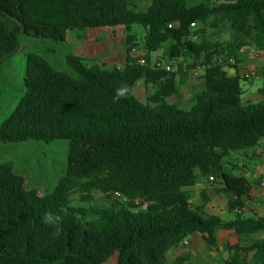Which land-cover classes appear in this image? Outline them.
Segmentation results:
<instances>
[{
  "label": "trees",
  "instance_id": "obj_1",
  "mask_svg": "<svg viewBox=\"0 0 264 264\" xmlns=\"http://www.w3.org/2000/svg\"><path fill=\"white\" fill-rule=\"evenodd\" d=\"M133 25L145 29L149 52L170 43L173 59L182 54L189 69L204 70L205 86L193 90L190 107L169 102L180 98L182 72L130 57ZM104 27L126 28L124 68L69 56L70 72H63L27 55L25 93L1 124L0 143L68 140L69 156L66 174L46 196L28 189L12 163L0 164V264H105L115 256L117 264H187L169 253L195 234L218 249L221 230L243 238L226 246L225 264H264V237L246 242L264 233V218L236 214L252 185L228 168L232 153L264 138V100L243 104L242 78L226 71L244 49L264 51V0H152L143 12L131 0H0V66L24 36L64 42L68 32ZM142 80L153 88L146 102L134 92ZM211 177L234 219L195 206L181 190ZM95 192L109 196L111 207H99Z\"/></svg>",
  "mask_w": 264,
  "mask_h": 264
},
{
  "label": "rangeland",
  "instance_id": "obj_2",
  "mask_svg": "<svg viewBox=\"0 0 264 264\" xmlns=\"http://www.w3.org/2000/svg\"><path fill=\"white\" fill-rule=\"evenodd\" d=\"M205 1L219 3L225 0ZM131 2L136 10L143 12L148 9L152 0H131ZM198 28H200V26ZM131 34L136 36L135 44L137 45L133 54L135 56H140L139 59L146 58L147 63L150 62L153 66L158 63L166 65L170 64L173 66V72H182V74L179 75L182 82L183 80H186L187 82L189 78L192 79V77H195L191 76V74H194L193 71L195 70L188 68V64L191 62L190 58L185 57L182 54L175 59L171 57V51L173 49L172 44H165L157 52L151 53L146 49V31L144 28L133 25ZM127 37L128 33L125 27H119L116 29L104 27L85 29L82 31H71L68 32L67 39L64 42L24 36L21 40L19 52L0 66V126L15 112L24 96V80L26 75L27 55L29 53L41 55L49 61L56 70L70 72L67 65V58L69 56L100 60V63L97 64L99 66H102L103 64L101 58L113 56L115 62L124 60V54L127 48ZM224 38H229V35L224 34ZM103 46H105V48H103ZM92 63L94 62L90 61L87 64L92 65ZM106 69H111V67H107ZM192 80V82L197 81L196 78ZM241 83L242 86H244L245 82L242 81ZM185 84H182L183 88L180 89L181 92L183 90V94H186L184 97L187 99L191 96L196 87H190V85ZM257 84L260 85V81H257ZM152 91L153 88H148L143 80L135 87L136 96L143 102L148 100ZM185 99L171 98L169 102L171 104L180 105L182 108H188L190 107V98L186 101ZM69 148L70 142L68 140H56L50 143L32 140L21 143H0V164L12 163L15 172L24 177L28 189H35L40 195L46 196L54 191L59 180L66 174ZM228 161L231 163L230 158ZM228 167L231 170V165H228ZM238 171L239 170L233 173L236 175L239 173ZM255 177L257 180L260 179L259 175H256ZM249 179L254 183L253 176H249ZM202 182H208V179H201V181H199V183ZM210 184L211 186L209 188L206 187V191L204 192H191L192 203L195 206L209 204L210 207L208 211L216 212L219 215L221 214L220 211L213 210V206H217V210H220L219 208L223 206L222 208H224L225 212L221 214L222 217L225 220L234 219L236 214L227 210L228 198L224 195L222 196L221 193H218L221 186L220 182L217 181L214 183L213 181ZM93 196L95 203L99 207L105 209L111 207L112 199L109 196H105L99 192H95ZM74 198L79 199L80 195L75 194ZM88 220L94 221L95 218L89 217ZM202 243L203 240L199 241V244ZM189 250V246H181L172 257H176V259L179 257H187L191 259L192 256H187ZM208 250H210V247L205 251V254H201V256L207 258L209 255ZM218 255L219 254L214 255L215 259L210 257V261H213L216 264H224V260L227 258L226 254L222 253V255ZM117 260L118 257L115 256L105 264H117ZM194 262L197 263L195 260Z\"/></svg>",
  "mask_w": 264,
  "mask_h": 264
},
{
  "label": "crops",
  "instance_id": "obj_3",
  "mask_svg": "<svg viewBox=\"0 0 264 264\" xmlns=\"http://www.w3.org/2000/svg\"><path fill=\"white\" fill-rule=\"evenodd\" d=\"M112 29H116V28H112ZM103 48H105V46H103ZM135 49H133L129 55L133 59H139L140 56H135L133 54ZM98 50L100 51L99 48ZM242 52H245L242 57V61L238 62L236 65L235 64L229 65L226 68V71L229 76H239L242 78V81L245 82L244 86H242L243 88L242 103L243 104L259 103L264 100V78L259 77L255 79H252V78L248 79L245 77V75L248 72V70H262L264 68V51H257L254 48H246ZM127 56H128V53H127V48H126V52L124 54V60L115 62L113 59V56H110L108 58H101V61L103 62V65H107V67L115 66L118 68H124L127 62ZM84 59L86 60V62L87 61L94 62L92 63V65H89V66L97 65L98 63H100V60H93V59H89L86 57H84ZM193 73L194 74H191V76H195V77H192V79L196 78L197 79L196 82H192L193 80L191 78H189L187 82L186 80H183L182 82L181 77L180 76L178 77V84L180 88H183L182 84H185V82H186L185 85H190V87L194 86L198 89L204 88L205 86V80L203 79L204 70L201 67H198L197 69H195V71H193ZM257 81H260V85L257 84ZM134 92H135V89H134ZM182 94H183V90L181 92L180 98L181 99L183 98L184 100L185 99L184 95L186 96V94H183V97H182ZM189 98L185 99V101L188 100ZM229 158L231 160V163H230L232 167L231 170L233 172H237V170H239L238 171L239 173L236 175L244 176L249 181H250L249 176L254 177V183L250 181L252 185L251 194L249 196V199H247L245 203L247 201L253 202V200H258L259 202H261V206L257 208V213L254 210L245 209L242 212V214H244L247 217L264 218V138L260 141L257 147L253 149H249L247 151L239 152V153H232ZM256 175H259L260 179L257 180V178L255 177ZM210 183L211 182L209 180L208 182H202V183H199V182L190 183L182 187L181 190L189 192L190 194H192L191 192H195V191L204 192L206 191L205 190L206 187L209 188L211 186ZM221 188H222V185L220 186V189ZM209 207H210L209 204L206 205L207 212H209L208 211ZM222 207L219 208L220 210H217L218 209L217 206H213V210L220 211V213L222 214L225 212L224 208ZM209 213L222 217L221 214L219 215L216 212L211 211ZM263 237H264V233H257V234L252 235L249 239H246V242L253 243L258 240L263 239ZM217 238H218V249H215L210 245V239L205 235L195 234L194 236L187 239L189 242L188 246L190 248L187 256H192L191 259L188 258L187 264H195L196 262H194V260L197 261L196 264H216L215 262L210 261L209 258L211 257L212 259H215L214 258L215 254H219L218 256H220L222 255V253H225L227 256L226 260H224V264H225V262L230 259V253L226 250V246L236 245L241 240H243V238L239 236L235 231H226V230L219 231L217 234ZM202 240H203V243L199 244V241H202ZM209 247H210V250H208L209 255L207 257L209 259L208 260L204 256H201V254L202 255L205 254V251ZM179 249L180 247L178 249L172 250L169 253L170 260L173 261L176 259V257H172V255L175 252H177ZM252 255L253 254H250L247 257L249 261L251 260Z\"/></svg>",
  "mask_w": 264,
  "mask_h": 264
},
{
  "label": "built area",
  "instance_id": "obj_4",
  "mask_svg": "<svg viewBox=\"0 0 264 264\" xmlns=\"http://www.w3.org/2000/svg\"><path fill=\"white\" fill-rule=\"evenodd\" d=\"M194 26V24H193ZM231 64H235V61L233 59H230L229 60ZM139 64L141 65H146L147 64V60L146 58H141L139 59ZM155 67L158 69V70H165L167 72H173V68L172 66L170 65H166V64H163V63H158L155 65ZM246 78L250 79H255V78H259V77H263L264 78V68L262 70H248V72L246 73L245 75ZM210 182H213L214 181V178H210L209 179ZM114 197L115 198H121L123 200V202L125 203H129L130 200L123 196L122 194L120 193H115L114 194ZM135 203L137 205H140V201L136 200ZM261 206V202H259L258 200H253V202L251 201H247L244 205V207L240 210H237L236 213L238 214H242V212L245 210V209H249V210H254L256 213H257V208ZM189 245V242L188 240H185L181 246H188Z\"/></svg>",
  "mask_w": 264,
  "mask_h": 264
},
{
  "label": "clouds",
  "instance_id": "obj_5",
  "mask_svg": "<svg viewBox=\"0 0 264 264\" xmlns=\"http://www.w3.org/2000/svg\"><path fill=\"white\" fill-rule=\"evenodd\" d=\"M46 219H47L48 222H52V217H51V215H48V216L46 217ZM56 220L58 221V220H59V217H57Z\"/></svg>",
  "mask_w": 264,
  "mask_h": 264
}]
</instances>
